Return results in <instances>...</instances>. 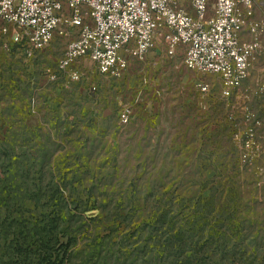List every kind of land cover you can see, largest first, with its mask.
Listing matches in <instances>:
<instances>
[{
  "label": "rangeland",
  "instance_id": "374dc122",
  "mask_svg": "<svg viewBox=\"0 0 264 264\" xmlns=\"http://www.w3.org/2000/svg\"><path fill=\"white\" fill-rule=\"evenodd\" d=\"M66 42L0 33V264H264L261 54L224 95L179 47L104 75Z\"/></svg>",
  "mask_w": 264,
  "mask_h": 264
},
{
  "label": "built area",
  "instance_id": "2783aa9c",
  "mask_svg": "<svg viewBox=\"0 0 264 264\" xmlns=\"http://www.w3.org/2000/svg\"><path fill=\"white\" fill-rule=\"evenodd\" d=\"M0 33L23 37L28 51L67 37L58 70L85 57L104 75H118L126 57L142 58L161 41L171 55L182 49L186 67L217 73L228 95L250 60L264 59V0H0Z\"/></svg>",
  "mask_w": 264,
  "mask_h": 264
}]
</instances>
